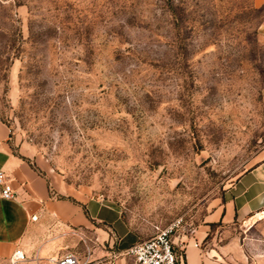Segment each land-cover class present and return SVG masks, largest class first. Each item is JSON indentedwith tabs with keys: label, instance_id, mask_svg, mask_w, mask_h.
Listing matches in <instances>:
<instances>
[{
	"label": "rangeland",
	"instance_id": "374dc122",
	"mask_svg": "<svg viewBox=\"0 0 264 264\" xmlns=\"http://www.w3.org/2000/svg\"><path fill=\"white\" fill-rule=\"evenodd\" d=\"M0 128L54 196L115 205L137 240L171 226L176 252L263 156L264 3L0 0Z\"/></svg>",
	"mask_w": 264,
	"mask_h": 264
},
{
	"label": "crops",
	"instance_id": "0c3cea01",
	"mask_svg": "<svg viewBox=\"0 0 264 264\" xmlns=\"http://www.w3.org/2000/svg\"><path fill=\"white\" fill-rule=\"evenodd\" d=\"M0 170L14 191L10 198L0 195V264H55L50 258L65 252L74 253L80 264H135L124 250L137 236L119 209L96 198L54 196L46 176L11 150L1 128ZM212 222H237L241 239L203 246ZM174 242L178 264H264V153L226 187L202 224ZM15 248L23 258L11 263Z\"/></svg>",
	"mask_w": 264,
	"mask_h": 264
},
{
	"label": "built area",
	"instance_id": "2783aa9c",
	"mask_svg": "<svg viewBox=\"0 0 264 264\" xmlns=\"http://www.w3.org/2000/svg\"><path fill=\"white\" fill-rule=\"evenodd\" d=\"M0 195L5 198L14 196V191L5 179L2 170H0ZM170 232L171 226L158 228L153 235L128 245L124 252L132 255L135 264H178ZM22 258L21 249L15 248L10 254L9 260L14 263ZM50 259L55 264H80L77 256L72 252H65ZM106 264H112L111 260Z\"/></svg>",
	"mask_w": 264,
	"mask_h": 264
}]
</instances>
